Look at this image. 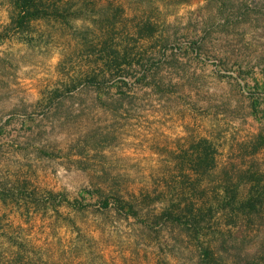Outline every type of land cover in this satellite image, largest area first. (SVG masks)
<instances>
[{
	"label": "rangeland",
	"instance_id": "374dc122",
	"mask_svg": "<svg viewBox=\"0 0 264 264\" xmlns=\"http://www.w3.org/2000/svg\"><path fill=\"white\" fill-rule=\"evenodd\" d=\"M37 6L0 0V264H264V0Z\"/></svg>",
	"mask_w": 264,
	"mask_h": 264
},
{
	"label": "trees",
	"instance_id": "16d2710c",
	"mask_svg": "<svg viewBox=\"0 0 264 264\" xmlns=\"http://www.w3.org/2000/svg\"><path fill=\"white\" fill-rule=\"evenodd\" d=\"M42 0H18L19 5V24H23L24 21L35 20L40 17V13H38V9H36ZM213 156V155H212ZM211 156L213 160L212 166L214 165V158Z\"/></svg>",
	"mask_w": 264,
	"mask_h": 264
},
{
	"label": "crops",
	"instance_id": "0c3cea01",
	"mask_svg": "<svg viewBox=\"0 0 264 264\" xmlns=\"http://www.w3.org/2000/svg\"><path fill=\"white\" fill-rule=\"evenodd\" d=\"M14 203L7 199H4V196L0 194V212L3 215L14 213Z\"/></svg>",
	"mask_w": 264,
	"mask_h": 264
}]
</instances>
